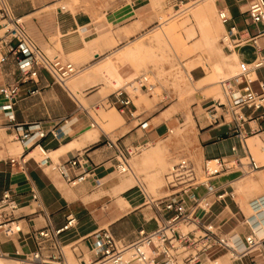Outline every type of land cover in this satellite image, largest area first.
I'll use <instances>...</instances> for the list:
<instances>
[{
  "label": "crops",
  "instance_id": "0c3cea01",
  "mask_svg": "<svg viewBox=\"0 0 264 264\" xmlns=\"http://www.w3.org/2000/svg\"><path fill=\"white\" fill-rule=\"evenodd\" d=\"M4 1L9 6V3L14 4L17 0ZM218 2L220 8L228 9L232 18L230 25H235L240 30H248L251 36H258L261 27L253 23L248 13L250 0H219ZM14 14L24 18L31 36L41 48V45L44 46L42 48L44 52L54 54L60 49L72 47L74 59L78 61L77 68L81 70L82 75L71 80V86L75 89L71 92L68 88L55 83L47 72L42 71L41 93L31 96L25 92L15 107L17 123L39 124L41 129L48 133L47 137L42 140V144L49 151L47 157L41 155L37 148L24 146L17 141L13 133L6 128L7 120L0 117V198L6 191L19 196L21 207L18 216L22 227L19 233L0 232V258L5 260V264H18L23 256L36 250V242L32 235L34 232L48 225L58 228L71 214L77 217L78 226L64 238L67 248L74 243L86 240L87 237L101 229H109L117 238L129 242L134 240L141 229L154 230L157 224L155 211L150 203V198L153 197L148 195L145 187V192L142 191V184L136 185L138 183L136 175L133 174V178L128 179H120L117 176V153L107 144L113 141L122 148L148 146L154 144L159 138L167 136L168 130H172L171 127H175L178 122L180 124V121L174 117L169 119L164 116L170 108L162 111L159 110L158 104L147 108L142 101L137 105L135 101L139 100L136 97H133L134 104L130 109L131 114L123 113L119 105L113 104L112 94L115 91L104 95L100 90V88H105L104 83L100 82V73L87 78L92 72L95 73V70L99 71V68L95 67L101 65L103 62L101 58L108 52L104 50L94 55L95 45L87 46L89 42L92 43L90 38L97 35L101 28L107 30L114 29V27L119 28L122 32L118 40L122 43L128 38L144 33L155 23V11L150 2H144V0L128 2L120 8L116 15L106 14V19L99 25L89 14L63 11L61 8L49 13L41 14L40 12L37 16H34L35 13L28 14V16L33 15L30 27L25 16L19 12ZM230 25H222V30L228 31ZM126 28L130 32L129 36L125 34ZM258 43L262 50L261 55L264 56V36L258 38ZM95 48H100V46L96 45ZM234 54L238 55L244 66H249L258 56V52L253 47L241 48ZM221 65L226 66V64ZM13 71L14 66L8 64L0 75V85L4 78ZM227 74L231 75L226 68L225 75ZM190 77L194 83L199 85L195 94V111L200 108L207 111L214 101L221 100L213 96H205V92L211 88L208 86L210 84L204 85L209 81V76L203 66L192 68ZM224 81L234 89H240L246 85V82L251 81V87L259 94L261 92L260 83H264V68L244 70L238 76L232 75L220 83ZM221 86L223 88V85ZM75 93L80 94V99ZM82 95L86 105L81 102ZM224 97L228 103L230 100L225 91ZM3 105L4 101L0 98V108ZM99 106L109 108L105 109L102 125L98 120L100 118ZM116 113L122 116L123 123L111 127L109 121H118ZM222 113L219 111V115ZM246 113L250 116L246 123V130L250 131L251 128L255 130L246 142L240 141L239 138L228 137L225 125H214L207 117L200 119L197 123L199 155L204 160L218 156L229 157L233 146H237L241 152L249 151L253 155L249 143L253 142L256 146L259 140L264 144V115L262 112L252 114L250 110H246ZM1 114L2 110H0ZM66 118L69 119V123H64ZM94 121L98 125L92 128L91 124ZM55 129L61 130L59 139H55L51 134ZM160 151L159 147L158 152ZM153 155L154 153L143 160L147 161ZM77 157L85 163L84 169L69 167L68 162ZM14 158L26 159L24 170L19 169L18 166H11L10 160ZM262 160L264 161V156ZM58 166L65 167L71 178L80 177L85 172L87 177L73 186L60 175ZM261 171L264 173V169ZM157 173L159 175L158 171ZM236 176L229 177V180L235 179ZM238 181L236 180L235 185ZM261 190L263 195L259 197L264 196L263 181ZM33 192L38 193L39 203L31 201ZM241 208L244 214L250 212L243 206ZM215 209L216 214L221 211V208ZM237 212L236 205L230 203L216 222L225 224L227 231L236 230L242 235L249 233L248 228L243 229L238 226L235 218ZM240 218L239 215L238 219ZM247 218L252 220L251 223L257 228L259 238L264 240V219L260 221L255 213L247 215ZM228 226H230L229 229H227ZM87 244V240L82 242V246ZM17 252L20 255H17ZM4 254H8L9 257H4ZM216 260L222 261V264H264V243L252 253L251 257L243 260H234L229 254H221ZM216 260H206L204 264H216Z\"/></svg>",
  "mask_w": 264,
  "mask_h": 264
},
{
  "label": "built area",
  "instance_id": "2783aa9c",
  "mask_svg": "<svg viewBox=\"0 0 264 264\" xmlns=\"http://www.w3.org/2000/svg\"><path fill=\"white\" fill-rule=\"evenodd\" d=\"M61 10L65 11L63 7ZM253 23L261 30L258 36H251L248 30H240L230 25L232 18L227 8H221L218 18L224 26H229L223 38L226 51L234 54L244 47H253L258 52L257 58L247 66L246 71L264 68V56L261 55L258 38L264 36V0H250L248 11ZM8 64L14 71L7 75L0 85V98L4 105L0 108L7 120L6 128L24 146L35 147L41 155L47 157L48 149L42 144L48 133L39 124H19L16 121L15 107L25 92L31 96L41 93V72H47L55 83L66 88L67 82L79 74L77 66L59 56L51 57L31 36L23 17L16 16L4 0L0 1V75ZM234 89L228 82H222L229 102L216 100L207 110V119L214 125H225L227 135L246 142L255 130H246L249 120L246 110L252 114L262 112L264 115V83H260L261 92L257 94L250 85ZM30 86V87H29ZM154 84L147 75L118 88L113 94V104L119 105L121 111L131 114L133 93L153 92ZM219 111L223 113L219 115ZM64 123H69L66 118ZM94 121L92 128L97 126ZM174 133L173 130H168ZM259 132V131H258ZM59 139L61 130L51 132ZM117 153V170L120 174L132 173L131 159L141 153L143 146L122 148L117 143L107 144ZM11 166L24 170L25 158L11 159ZM72 169H84L85 163L77 157L68 162ZM264 169L249 152H241L237 146L231 148L229 157H214L204 161L201 167L187 157L174 162L165 177L163 194L150 198L155 211L156 228L152 231L141 229L133 241L117 238L109 229H101L87 237L88 244L82 246V240L69 246L78 264H204L206 260H216L221 254H229L234 260L251 257L252 253L262 247L264 240L259 238L250 219L244 214L239 203V194L235 188L236 180L244 179ZM86 171V170H85ZM60 175L70 184L76 186L87 177L71 178L63 166H58ZM237 175L235 179L229 177ZM142 191L145 192L141 185ZM149 197V196H148ZM31 201L39 203L37 192L31 195ZM19 196L6 191L0 198V232L19 233L18 212L21 207ZM234 203L238 212L235 214L238 226L248 228L247 234L236 230L227 231L225 224L216 222L223 211ZM259 220L264 219V196L249 203ZM215 208H221L215 213ZM241 216L238 219V216ZM256 219V218H255ZM78 226V219L69 215L64 224L58 228L51 225L34 232L36 250L23 256L18 264H70L64 238ZM242 235V237H239ZM17 255H20L17 252ZM4 257H9L4 254Z\"/></svg>",
  "mask_w": 264,
  "mask_h": 264
},
{
  "label": "rangeland",
  "instance_id": "374dc122",
  "mask_svg": "<svg viewBox=\"0 0 264 264\" xmlns=\"http://www.w3.org/2000/svg\"><path fill=\"white\" fill-rule=\"evenodd\" d=\"M132 1L135 0H17L14 4L9 3V7L14 13L19 12L25 16L29 27L32 24L33 15L28 16V14L35 13L34 16H37L40 12L41 14L49 13L63 7L74 13L89 14L99 25L106 19V14L116 15L122 6ZM146 1L150 2L155 11V23L144 33L128 38L122 43L118 40L122 32L119 28L114 27L108 30L101 28L97 35L90 38L92 43L89 42L87 46H100V48L93 47L94 55L108 50L107 54L101 58L103 60L101 65L95 67L99 68L100 82L104 83L105 88H100L104 95H109L139 76L147 75L155 89L153 92L139 90L133 93V97L139 100L135 101L137 105L142 101L147 108L157 104L162 111L170 108L164 116L169 119L174 117L180 121V124L177 121L176 126L171 127L174 133L159 138L154 144L143 146L141 153L132 157L130 162L133 173H117L120 179L133 178L132 175H136L138 179L136 185L142 184L149 196L157 198L163 194L165 177L174 162L187 157L201 167L205 161L198 152L197 123L208 116V111L202 108L198 111L194 110L195 94L199 85L192 81L191 69L199 65L203 66L209 76V81L204 85L210 84L208 86L211 88L205 92V96H213L225 102L224 90L220 82L233 74H218L215 71V64L234 63L236 54L230 56V53L224 49L223 38L226 31L222 30L223 27L218 18L219 10L224 7L220 8L219 0H186L184 2L183 0H144ZM208 2L210 6L207 14H199L198 8ZM125 31V34L129 36L130 32L127 28ZM41 46L44 48L43 45ZM46 53L51 57L59 54L64 60L78 66L72 47L60 49L54 54ZM242 68L248 69L247 66L242 65L240 72H244ZM80 74L82 75L81 70L71 80ZM71 80L67 82L69 87H71ZM77 96L80 99L79 93ZM81 102L86 105L83 95ZM98 109L100 117L98 120L102 125L105 111L109 108L99 106ZM116 119L117 122L109 121L111 127L123 123L122 116L119 114L116 115ZM249 144L255 159L260 165H264L262 160L264 144L259 140L256 146L253 142ZM159 147L160 152H158ZM152 153L154 155L151 159L143 160ZM263 176L264 173L259 171L246 177L245 180L262 186ZM235 188L240 197V207L250 210L249 213L245 212V215L254 214L249 203L263 195L262 190L254 191L250 195L248 189H239L238 184ZM229 228L230 226L227 227ZM66 252L70 264H78L71 249L66 248Z\"/></svg>",
  "mask_w": 264,
  "mask_h": 264
},
{
  "label": "bare ground",
  "instance_id": "6f19581e",
  "mask_svg": "<svg viewBox=\"0 0 264 264\" xmlns=\"http://www.w3.org/2000/svg\"><path fill=\"white\" fill-rule=\"evenodd\" d=\"M209 2L208 3H203L199 8H198V10H197V12L199 13V14H207V12H208V9H209ZM222 24V23H221ZM223 25V24H222ZM235 62H234V64H230V63H228V62H226V66H222V65H215V71L218 73V74H226V68L228 69V72H230L231 74H233V76H238L239 74H241V72H240V70H241V67H242V65H243V63H242V61L240 60V58L238 57V55L236 54L235 55ZM244 66V65H243ZM243 69V68H242ZM244 70V69H243ZM95 73H91L87 78L89 79L90 77H92V76H95V75H97V74H99V71H97V70H95L94 71ZM95 74V75H94ZM78 75V74H77ZM76 75V76H77ZM66 88H68L71 92L73 91L74 92V88L71 86V87H69L68 86V84L66 85ZM73 96H75V95H73ZM76 97V96H75ZM112 117H114V116H112ZM115 119V118H114ZM111 120V119H110ZM117 120V119H116ZM173 132H174V130H173ZM133 173V172H132ZM237 184H238V188L239 189H248L249 191H248V194H252L254 191L255 192H257V191H259V189L261 190V186L259 185V184H254V183H252V182H250V181H248V180H245V178L244 179H241V180H239L238 182H237ZM253 210V209H252ZM5 261V260H4ZM0 264H5L4 262H3V260L0 258ZM216 264H222V261H220V260H216Z\"/></svg>",
  "mask_w": 264,
  "mask_h": 264
}]
</instances>
